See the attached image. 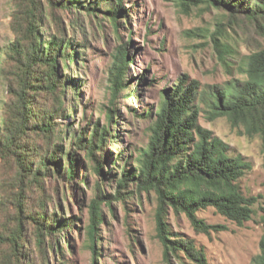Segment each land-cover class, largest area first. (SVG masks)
Here are the masks:
<instances>
[{"label":"trees","instance_id":"1","mask_svg":"<svg viewBox=\"0 0 264 264\" xmlns=\"http://www.w3.org/2000/svg\"><path fill=\"white\" fill-rule=\"evenodd\" d=\"M121 1L116 0L115 7L105 13L115 29ZM78 2L13 0L9 21L13 38L0 64L6 87L0 107V264H54L49 260L52 251L64 259L60 237L75 226L78 217H66L62 201L74 199L73 188L82 190L81 184L92 189L86 246L91 251V264H97L99 225L104 221L102 205H108L112 198L124 200L132 192V183L137 191L153 190L156 195L155 230L162 257L167 259L172 254L180 258L182 254L204 264L203 250L192 239L173 233L165 216L168 209L182 212L195 232L205 234L221 225L199 218L197 211L201 209L212 207L237 225L252 218L256 199L245 195L238 183L250 163L241 154H230L229 145L202 126L199 115L202 112L208 121L224 117L240 134L257 136L264 167V47L257 46L236 67L225 60L227 46L213 36L218 59L234 68L239 77L201 89L197 80L183 75L171 88H165L156 111L141 113L151 117L147 146L133 159L134 166L119 169L120 176L118 172L109 176L116 179L115 194H103L108 126L96 122L88 133L73 131L67 124L62 133L58 121L66 116L64 69H69L76 56L62 16L71 7H84L88 14L96 8ZM201 2L252 26L264 39V0H182L180 4L189 7ZM46 20L53 31H48ZM128 57V48L120 44L107 78L110 103L127 86L124 73ZM134 94L135 90L125 96ZM115 114V109L108 107V123L113 122ZM65 139L70 141L68 147ZM112 162L116 165V159ZM84 163L98 175L91 187L84 174L77 178L78 167ZM262 210L260 252L251 264H264V207ZM63 238L71 249L67 238Z\"/></svg>","mask_w":264,"mask_h":264},{"label":"rangeland","instance_id":"2","mask_svg":"<svg viewBox=\"0 0 264 264\" xmlns=\"http://www.w3.org/2000/svg\"><path fill=\"white\" fill-rule=\"evenodd\" d=\"M181 1L122 0L116 18L117 29L105 14L115 7L116 0H79L78 5L90 4L96 8L88 14L84 7H71L62 16L76 56L69 69H64L66 116L58 118L59 128L64 133L68 124L73 131L89 133L96 122L108 126L110 131L104 146L107 160L103 165L107 174L101 182L103 194H115L116 179L109 176L115 172L120 176L119 169L134 166L133 159L147 146L151 117L141 116V113L148 109L152 114L156 111L165 88H171L183 75L197 80L201 89L239 77L234 68L224 66L218 59L213 36L227 46L225 60L236 67L257 46L264 47V39L252 26L232 20L227 12L203 2L186 7ZM13 7V0H0V64L13 38L9 28ZM46 23L48 31H53L51 23L47 20ZM120 44L128 48V68L124 73L127 86L110 103L107 78ZM140 77L143 80L139 82ZM134 90V96H125ZM5 98L6 87L0 76V107ZM108 107L117 113L111 123L106 117ZM199 122L229 145L230 154H241L250 163V169L238 183L245 195L256 199L254 214L242 225H237L212 207L201 209L197 211L199 218L208 224L221 225L209 234L195 232L182 212L168 209L165 221L173 233L192 239L196 247L203 250L204 264H251L260 252L262 235L264 167L260 139L240 134L224 117L208 121L201 112ZM63 142L69 146V139ZM80 157L85 161L83 154L80 153ZM83 174L90 187L98 179L88 164L78 167L77 178L81 179ZM80 186L82 190L73 188L74 199L62 201L65 216L74 215L78 219L75 226L60 237L64 259H59L52 251L51 263L61 260L64 264L92 263L91 251L86 246L92 189ZM130 189L132 192L124 200L112 198L108 205H102L104 221L99 225L97 264H197L182 254L180 258L172 254L167 259L162 257V246L155 230L156 195L153 190L137 191L133 183ZM63 237L67 238L71 249L66 247Z\"/></svg>","mask_w":264,"mask_h":264}]
</instances>
